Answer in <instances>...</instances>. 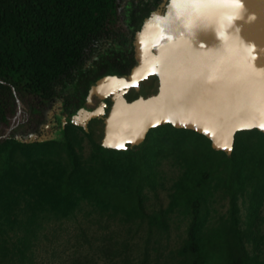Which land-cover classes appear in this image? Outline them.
I'll return each instance as SVG.
<instances>
[{"label": "trees", "instance_id": "obj_1", "mask_svg": "<svg viewBox=\"0 0 264 264\" xmlns=\"http://www.w3.org/2000/svg\"><path fill=\"white\" fill-rule=\"evenodd\" d=\"M149 1L0 0V264H264L263 131L232 154L171 123L127 149L97 138L103 118L32 137L130 72ZM18 97L31 117L7 135Z\"/></svg>", "mask_w": 264, "mask_h": 264}, {"label": "water", "instance_id": "obj_2", "mask_svg": "<svg viewBox=\"0 0 264 264\" xmlns=\"http://www.w3.org/2000/svg\"><path fill=\"white\" fill-rule=\"evenodd\" d=\"M134 47L130 72L100 77L84 104L62 117V130L33 139H56L69 122L90 131L103 118V145L127 149L171 123L232 154L239 131L264 132V0H163ZM18 104L7 135L21 121L19 97Z\"/></svg>", "mask_w": 264, "mask_h": 264}, {"label": "rangeland", "instance_id": "obj_3", "mask_svg": "<svg viewBox=\"0 0 264 264\" xmlns=\"http://www.w3.org/2000/svg\"><path fill=\"white\" fill-rule=\"evenodd\" d=\"M162 1V0H161ZM154 2V0H150L149 2H146V3H144L143 4V8H145V7H147V5L148 4H150V3H153ZM137 4V2H135V1H129V2H127L126 4H125V10H126V15H127V18H128V20H131L132 19V17H131V12H130V10H134L136 13H140V10H136L135 9V5ZM22 113H21V116H20V120H23V119H25L26 118V116L28 115V107H27V105L22 101ZM18 108H19V106H18ZM18 112V111H17ZM17 114V113H16ZM92 125H94V127H96L97 128V130H98V134H97V138L99 139V140H102L103 138H104V136H105V134H106V128H107V125H106V123L105 122H103L102 124H98V123H94V121L92 122ZM5 131H7V127H5ZM58 130H55V131H49L50 133H55V132H57ZM86 149L87 150H89V144L88 143H86Z\"/></svg>", "mask_w": 264, "mask_h": 264}, {"label": "flooded vegetation", "instance_id": "obj_4", "mask_svg": "<svg viewBox=\"0 0 264 264\" xmlns=\"http://www.w3.org/2000/svg\"><path fill=\"white\" fill-rule=\"evenodd\" d=\"M130 12H131V13H130L131 16H132V15L135 16V15L138 14V13H136L134 10H130ZM132 17H133V16H132ZM62 103L65 104V103H66L65 100H64ZM30 117H31V116H30V113L28 112V115L26 116V118L23 119V120H21L19 124H21V123L24 122V121H27ZM90 123H91V122H90ZM19 124H18V125H19ZM18 125H17V126H18Z\"/></svg>", "mask_w": 264, "mask_h": 264}, {"label": "snow or ice", "instance_id": "obj_5", "mask_svg": "<svg viewBox=\"0 0 264 264\" xmlns=\"http://www.w3.org/2000/svg\"><path fill=\"white\" fill-rule=\"evenodd\" d=\"M259 56H264V52H260ZM258 60H259V57H258ZM262 127H264V126H262Z\"/></svg>", "mask_w": 264, "mask_h": 264}]
</instances>
